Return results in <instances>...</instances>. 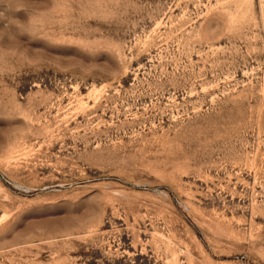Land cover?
<instances>
[{"label":"rangeland","instance_id":"rangeland-1","mask_svg":"<svg viewBox=\"0 0 264 264\" xmlns=\"http://www.w3.org/2000/svg\"><path fill=\"white\" fill-rule=\"evenodd\" d=\"M0 264H264V0H0Z\"/></svg>","mask_w":264,"mask_h":264}]
</instances>
